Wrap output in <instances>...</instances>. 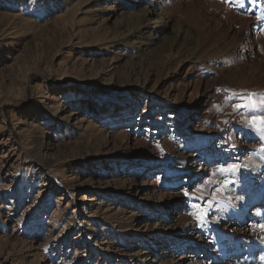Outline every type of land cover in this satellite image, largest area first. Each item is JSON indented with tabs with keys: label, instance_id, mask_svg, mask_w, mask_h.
<instances>
[{
	"label": "rangeland",
	"instance_id": "rangeland-1",
	"mask_svg": "<svg viewBox=\"0 0 264 264\" xmlns=\"http://www.w3.org/2000/svg\"><path fill=\"white\" fill-rule=\"evenodd\" d=\"M262 59L264 0H0V264H264V167L220 171L264 146L224 102Z\"/></svg>",
	"mask_w": 264,
	"mask_h": 264
},
{
	"label": "bare ground",
	"instance_id": "bare-ground-1",
	"mask_svg": "<svg viewBox=\"0 0 264 264\" xmlns=\"http://www.w3.org/2000/svg\"><path fill=\"white\" fill-rule=\"evenodd\" d=\"M246 19L250 20V18H247V17H246ZM254 31H256V29H254ZM255 35H257L256 32H255ZM259 63L264 66V59L260 60ZM256 86H258V85H256ZM250 90L251 89L248 86V82L245 79L239 83H233V94H229V96L226 97L225 99L221 97V100L224 99V102H228V105H231V104L233 105V108H232L233 109V118H235L236 123H239V124L244 123L245 125H248V121L251 120L253 115H264V87H261L260 91H258V92H261V95H259V96L250 95L249 94ZM240 99L243 100L242 103H241ZM203 102L204 103H199V105H197V108L200 107L199 111H201V115H199V116L201 118L207 117V116H214L215 112L213 111V109L210 105L211 103L209 101L208 95L204 99ZM204 105H205V107L207 106L205 109L203 108ZM237 105L242 107L243 110H239L236 107ZM253 105H255V106L253 107ZM261 137H262L261 141L264 144V133H262ZM237 145L238 146L236 148L234 147L235 149H234L233 160H235V163L239 166V171H238V176H236L233 179V185L244 186V188L247 190L248 194L250 193V195H252L254 190L257 187H259L262 182L258 178H255L254 175L250 174L248 171L250 170V168L261 169L264 167V146L262 148H256V152H255L253 148L248 147L247 145L241 143V141L239 139L237 140ZM252 151L255 152L253 155H252ZM242 164L243 165L245 164L244 168H242L243 167V166H241ZM245 179L247 180L246 184L244 181ZM263 182H264V179H263ZM153 187H154V183L150 182L148 184V188H147L148 191H151L150 188H153ZM160 192H161V190H160ZM259 202H260L259 208L261 209V213H264V197H261L259 199ZM251 203H252V201L246 197L243 199V201H241V204L237 203V204L233 205V211L240 218L239 223H238V227H239V230L242 233L243 237H245L246 233L249 230H251L250 233H248L249 236L247 237L249 242L255 236L251 232L254 229L255 220L259 218V214H260V212L258 213V212H256V210L251 211L249 209V206ZM172 206H173L172 204H167L165 206V211L170 210L172 208ZM173 211H174V208H173ZM163 212H164V210L161 211L162 214L159 213V216H158L159 222L165 220V218H164L165 215ZM260 218L262 221H264V214H262V217H260ZM178 219L179 218L175 219V217H174V218H170V221H168V220H166V221H168L167 223H169V225H170V223H172L174 221H178ZM255 225H256V223H255ZM193 237L195 239H197V240L193 241V242H195L193 245L194 247L200 246V247L204 248V246H206L208 241L205 237L201 236L198 233H196V235H194ZM261 251L264 252V249ZM256 252L255 251L253 252L251 263H249V262L246 263L243 261V262H240L238 264H263V263H261L260 258L258 259L256 257ZM170 256H171V260H174L173 261L174 263L179 262L180 264L183 263V258L186 257L185 253H184V255L177 257L174 255L173 252L170 254ZM89 262H90L89 264H92L91 260ZM79 264H81V263H79Z\"/></svg>",
	"mask_w": 264,
	"mask_h": 264
},
{
	"label": "snow or ice",
	"instance_id": "snow-or-ice-1",
	"mask_svg": "<svg viewBox=\"0 0 264 264\" xmlns=\"http://www.w3.org/2000/svg\"><path fill=\"white\" fill-rule=\"evenodd\" d=\"M255 105H253L254 107ZM237 108L240 107L239 105L236 106ZM248 126L253 129V131L257 133H264V115H253L251 120L248 121ZM239 168L238 165L232 164L228 168H222L220 171H232L235 172ZM185 195H190L187 191H185ZM194 208L199 209L200 205H193ZM206 214V213H205ZM257 229L264 231V224L256 225Z\"/></svg>",
	"mask_w": 264,
	"mask_h": 264
}]
</instances>
